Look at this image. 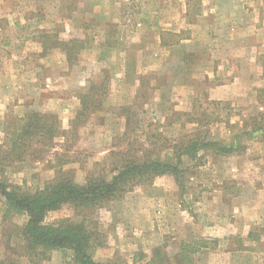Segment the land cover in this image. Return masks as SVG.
Wrapping results in <instances>:
<instances>
[{
  "label": "rangeland",
  "instance_id": "1",
  "mask_svg": "<svg viewBox=\"0 0 264 264\" xmlns=\"http://www.w3.org/2000/svg\"><path fill=\"white\" fill-rule=\"evenodd\" d=\"M118 1L0 0V24H7V27L2 28L4 37L22 36L29 40L27 54L23 59L28 73L26 91L21 93V96L25 94L23 101L30 102L33 107L38 106L37 111L41 113L54 114L60 129L68 131L64 136L60 134L56 144L41 154L35 144V156L34 153H28L21 160L15 159L12 154L5 156L10 147L9 132L23 113L11 106L5 121L0 123L1 180L18 184L23 191L33 193L52 182L58 169L72 175L77 182H83L90 172L109 167L114 158L112 152L129 151L135 155L147 153L164 161H176L174 159L180 147H190L194 142L201 145L204 138L237 144L241 134H249L253 130V133H257V128L264 129V58L259 55L242 61V78L247 84L252 83L256 90L250 99V107L243 109L236 106L235 98L224 93L218 94L221 98H217V95L213 96V92L207 91L206 82H194L192 74L188 72L195 64L194 58L190 57L186 72L184 68H180L179 63L173 62V71L184 72L183 77L188 86L168 93L173 109L166 119L158 114L161 95L150 87L151 78L148 75L149 71L157 69L161 63L157 61L149 66L147 53L154 45L153 30L147 23L137 31L131 24H126L121 29L112 23L106 25L107 21L113 19L124 21L131 16L133 19L146 18L140 10L148 0H120V5ZM156 4L160 8L168 5L167 0H156ZM199 4L192 0L194 13ZM165 16L166 11L163 9V21ZM191 18L190 16L189 20ZM180 19V15L176 14V20L179 22ZM80 23L87 27L85 31L72 28L73 24L78 27ZM187 33L185 31L182 35ZM256 35L252 37L253 48L248 44L244 52L259 51L260 37ZM107 37H111L109 41L115 49L125 46L127 52L134 56L136 51L141 52L137 55L136 62L138 71L143 74L140 86L132 85V75L127 79L129 82L126 87L122 88L121 83L116 81L115 73L119 71L120 65H117L115 53L109 57L110 66L98 72L92 80L94 91L90 101L85 103V106L90 107L85 115H78L83 108L84 93H54L51 100L47 96L51 92L45 90L47 75H67L76 68L86 70L87 65L97 61L102 53L99 46L103 41L108 42ZM169 38L174 37L170 35ZM53 43L60 46L65 58L64 55L57 54L53 60L60 61L61 58L63 64L55 62L48 69L44 64V56ZM6 46L7 48H1L0 45L2 71L8 67L11 54L19 48V43ZM82 46L91 50L81 49ZM237 46L238 43L233 41L232 48L236 49ZM229 78L227 76L226 80ZM232 78L235 79V76L231 80ZM104 82L105 85L102 86ZM56 85L67 87L69 81L61 78ZM241 93L243 91L236 92L235 95ZM59 95L66 97L68 102L57 99ZM255 95L257 102L252 100ZM64 103L67 114L60 113L61 110L66 111ZM76 103L79 104L78 107L74 106ZM173 110L176 113H172ZM62 119H65V124ZM239 145L244 144L239 142ZM213 159L211 149H199L194 157L184 155L181 165L184 173L179 180L172 174L146 180L136 185L122 199L90 213L92 223L106 235L107 241L104 247L96 250L95 258L102 264H148V261L149 264H180L182 261L202 264V260L199 262L201 248L225 247L226 242L218 246L216 240L200 239L196 234L197 202L205 190L203 183L199 181L216 177L218 167ZM211 160L215 163L210 162ZM231 181H224L230 185L225 189L227 196L242 191L241 185ZM124 199L127 202L122 204ZM140 206L150 210V228L136 224V209ZM67 217H75V210L63 206L49 212L46 222ZM26 220L27 216L23 213L4 215V220L1 221L3 236L0 238V264H69L72 261V251L69 249L46 251L43 254L31 253L20 233ZM168 221L173 225L168 224ZM235 244H239L238 241ZM152 254L155 256L153 261L150 260ZM160 257L165 259L163 263L159 262Z\"/></svg>",
  "mask_w": 264,
  "mask_h": 264
},
{
  "label": "crops",
  "instance_id": "2",
  "mask_svg": "<svg viewBox=\"0 0 264 264\" xmlns=\"http://www.w3.org/2000/svg\"><path fill=\"white\" fill-rule=\"evenodd\" d=\"M191 2L192 0H167L168 5L160 8L156 0H148L140 10L142 16L147 19L143 17L133 19L131 16L129 20L107 21L106 25L112 23L121 29L124 25L131 24V27L133 26L137 31L147 23L153 30L154 45L147 53L149 66L157 61L161 63L157 69L149 71L148 75L151 78L150 87L159 91L161 95L157 113L163 115L165 119L173 109L170 106L168 93L188 86L183 76L187 71V61L190 57L194 58L195 64L188 72L192 74L194 82H206L207 91L213 92V96L217 95V98H221L218 94L224 93L235 98L236 106L243 109L250 107V99L256 90L252 83L247 84L242 78L244 72L242 61L246 58H257L258 55L264 58V0H196L198 4L200 3L197 5L196 13L193 12ZM118 3L120 5V0ZM163 9L166 11L164 21L161 19ZM176 14L180 15L179 22L176 20ZM190 16L192 18L189 20ZM80 24L78 27H74L76 25L73 24L72 28L85 31L87 27L83 23ZM5 26L7 27L6 23L0 24L1 48L2 46L7 48L6 45L14 42L19 43V48L12 52L6 70H0V123L5 121L11 106H15L18 112H23L20 117L29 110H38V106L33 107L30 102L23 101L25 94L21 96L28 85L26 79L28 73L23 59L27 54L29 40L22 36L4 37L2 28ZM185 31H188L187 35H182ZM256 32L259 34L256 35ZM169 34L174 38H169ZM254 35L260 37L259 51L244 52L248 44L253 48ZM106 40L108 42L103 41L99 46L102 53L97 61L87 65L86 70L76 68L67 75L50 77L47 75L45 90L51 92L47 95L51 100L54 93L67 95L71 92L87 93L96 74L110 66L109 57L115 53L117 65H120L119 71L115 73L116 81L121 83L122 88L126 87L129 82L127 79L132 75V85L140 86L143 74L138 71L136 62L137 55L141 52L136 51L134 56L127 52L125 46L113 48L109 41L111 37H107ZM233 41L238 43L236 49L232 48ZM54 44L47 49L44 56V64L48 69L55 62L63 64L61 58L60 61L53 60L57 54L64 55L60 46ZM81 49L91 50L87 46H82ZM173 62L179 63L180 68H184V72H174ZM227 76L230 77L228 80H226ZM233 76L235 79L231 80ZM61 78L69 81V86L56 85ZM241 91L243 93L235 95L236 92ZM255 97L256 95L252 100L257 102ZM57 99L65 103L67 101L66 97L61 95L57 96ZM65 103L63 108L66 111L61 110V114L68 113ZM74 106L78 107L79 104L76 103ZM172 113L176 111L173 110ZM65 122V119H62V123ZM194 122L196 123V120ZM239 142L244 144L239 145V150L229 155H214L213 160L218 164L213 160L210 162H214L218 167L215 178L199 181L203 183L205 190L197 202L199 204L196 209L198 214L196 234L200 239L216 240L218 246L226 242L225 247L217 249L201 248L199 262L202 260V264H264V131L253 134L243 133L238 138ZM226 180L241 185L242 191L227 196L228 192L225 189L230 185L224 183ZM122 202L125 204L127 199ZM136 210L138 212L136 224L150 228L152 223L149 221L150 210L141 206ZM4 215L5 205L0 200V238L3 236L1 221L4 220ZM168 224L172 223L168 221ZM235 241L239 244L236 245Z\"/></svg>",
  "mask_w": 264,
  "mask_h": 264
},
{
  "label": "trees",
  "instance_id": "3",
  "mask_svg": "<svg viewBox=\"0 0 264 264\" xmlns=\"http://www.w3.org/2000/svg\"><path fill=\"white\" fill-rule=\"evenodd\" d=\"M104 79L106 80V77ZM104 85L105 82L102 86ZM93 91L92 86L82 95L83 108L78 115L83 116L90 109L85 103L90 101ZM17 121L18 123L12 126L13 130L9 132L10 147L5 153V156L14 155L17 160L31 153L35 156L37 154L36 150L33 151L35 144L41 154L56 144L60 134L64 136L68 133L60 129L54 114L41 113L35 109L28 111ZM257 131L264 129L257 128ZM203 140L201 145L194 142L190 147L188 145L180 147L174 159L176 161H164L147 153L135 155L129 151L112 152L114 158L109 167L90 172L83 182H77L72 175L58 169L52 182L46 183L41 190L33 193L23 191L18 184L0 179V200L5 205V215L26 214L27 220L22 225L20 233L31 253L43 254L46 251L69 249L72 251V261L69 264H102L95 258V252L105 246L106 235L92 223L90 213L122 199L136 185L146 180L166 174H172L179 180L184 173V169L181 168L184 155L194 157L196 152L203 148L211 149L215 156H224L240 148L237 141V144L234 142L229 144L214 138ZM63 206L74 209L75 217L46 222L49 212ZM153 257L155 258L152 254L150 260ZM164 261V258H159V262ZM180 264H189V261L184 263L182 261Z\"/></svg>",
  "mask_w": 264,
  "mask_h": 264
}]
</instances>
